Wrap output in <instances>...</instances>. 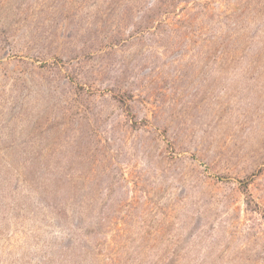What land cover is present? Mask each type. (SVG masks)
<instances>
[{"label":"rangeland","instance_id":"374dc122","mask_svg":"<svg viewBox=\"0 0 264 264\" xmlns=\"http://www.w3.org/2000/svg\"><path fill=\"white\" fill-rule=\"evenodd\" d=\"M0 264H264V0H0Z\"/></svg>","mask_w":264,"mask_h":264}]
</instances>
